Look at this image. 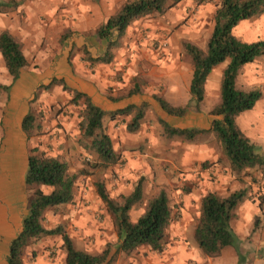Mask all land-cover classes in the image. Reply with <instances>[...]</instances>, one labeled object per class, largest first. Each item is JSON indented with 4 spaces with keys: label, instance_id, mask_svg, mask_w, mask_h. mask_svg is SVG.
<instances>
[{
    "label": "rangeland",
    "instance_id": "1",
    "mask_svg": "<svg viewBox=\"0 0 264 264\" xmlns=\"http://www.w3.org/2000/svg\"><path fill=\"white\" fill-rule=\"evenodd\" d=\"M55 1H57L55 4H58V7L63 5L66 0ZM70 2H72L71 4H76L77 0H70ZM220 3L221 0H184L163 15L154 14L143 17L148 25H146L144 30L146 33L144 38L148 42V45H146L149 49V54L154 53L158 61L163 60L166 62V65L160 64L147 67V73L155 72L152 73V79L145 77L136 79L134 75L127 74V69L125 68H132L130 67L132 49L128 51L129 46L124 49L127 46L125 36L118 37L116 41L112 42L116 44L114 48L109 49L108 45L105 56L98 65L89 66L88 72L95 75L97 73L95 68L101 67L105 68V70H102L103 73L112 75V79L109 78L108 81H105L108 95L114 94L116 88L120 91V95L117 94V96L125 95L128 92L126 87H134L135 83L140 82L142 87L144 85L145 88L155 86L154 89L157 90L158 95L163 97L165 94L163 89L166 83L164 79L160 80L162 77L159 74H165L168 77L169 71L174 70L173 73H175L177 68H182L183 71H186L187 68H193L192 60L184 49V43L190 42L203 50L207 48L208 41L215 28V14ZM208 5L213 6L212 11L208 10ZM202 6L204 8L203 14H201ZM120 10L121 8L117 10V13ZM262 16L264 14L242 22L236 28L235 35L245 42L264 40L262 38L264 36ZM134 24L138 23L135 22ZM63 31L64 34L67 32V30ZM125 34L129 35L128 32ZM24 44L27 45L29 55L27 56L28 65L23 70L21 78L12 84L13 80L9 73L0 72V79L11 80L10 84L0 83V203L5 207L7 206L3 211H5L7 219L11 224H14L15 228L11 236L5 237L2 235V240L9 241L4 245L2 244L4 241H0V264H7L6 258L9 253L10 243L20 232L23 218L28 212V203L33 190L28 189L26 186L25 174L30 150L35 148L39 150V154H46L49 157L67 162L70 172L79 174L73 202L49 209L45 215L46 227L48 229H54L59 226L64 228L77 249L91 255H100L105 250L110 249L111 255H114L118 245L115 218L100 199L96 184L98 182L104 183L105 186L112 184V190L115 191L120 186L116 183L117 181L124 185L131 183L134 186L142 181L143 199L133 207L135 210L147 206L149 200L162 189L166 190L169 196L172 222L166 231L164 250L163 252H157L150 247L143 246L129 254H117L113 264H239L238 255L234 248H226L219 257L212 258L202 252L195 239V229L200 217L202 198L208 193H216L225 198L239 190H246L247 194L235 211L232 227L240 241H242L241 250L247 259L245 264H264L263 169L253 168L241 175H237L232 171L221 141L215 133L205 132L193 140H187L179 136L169 137L161 121H158L159 128L162 130L161 142L165 144L168 150L160 151L162 152L161 156L165 157L166 161L157 163V166L149 165V161H147L148 166L144 167L141 163L139 167L143 166V168L140 170H138L139 167L132 168L128 165L129 160L127 155H125V146L129 147L127 151L133 152L131 155L134 156L137 155L135 153H139L141 157L147 156L146 153L148 155L151 153L147 152L146 145H143L145 148L143 152H140L138 147L133 148V143L144 137V133H141L143 132V127L150 124L147 122L149 121L148 117H146L145 120L142 119L140 121V128L136 132L137 134L130 132L128 126L133 122L136 110L131 114H115L113 116L112 113H108L104 118L105 131L112 138L114 149L116 147L118 150H123L115 151L120 159L113 167L109 169L93 168L92 165L96 162L97 156L87 150L84 143H81L80 122L85 106L83 103L76 105L71 101L74 96L72 90L76 89L67 84L70 88L69 90L63 88L60 93L55 92L57 86H63L57 81L53 82L60 79L57 77L58 68H46V66H43L47 58L45 56L37 57L32 46L28 43ZM164 49H167V52ZM22 50L24 53V49ZM76 55L77 51L71 53L69 59L71 62L73 59L78 65L80 64L79 59H77L79 56ZM169 56L172 59H169ZM80 59H86V54L83 50L80 53ZM48 60L50 61L51 57ZM121 60L125 61V63L117 71L116 65ZM0 67H5L1 55ZM164 68H167L168 71L165 72ZM226 68L224 63L214 68L209 81L207 100L201 105V110L204 112L210 113L219 102L220 96L219 98L215 97L212 86H218L223 69ZM243 68L238 77V87L244 90L259 89L264 95V56ZM113 73L115 74L113 75ZM126 76L128 77L127 80H125ZM179 80L183 81L182 78H179ZM109 81H113L116 84L112 87L108 83ZM119 84L124 85V87H117ZM11 85L10 89H5V87ZM180 91H183V84L180 85ZM69 96L72 98L69 99ZM170 97H172V94L163 98L173 104L169 99ZM176 101L178 103V100ZM193 104L194 102L191 100L190 105L193 106ZM258 108H264V105H260ZM29 110L34 112L37 120L30 138L21 129V122ZM191 112L195 111L191 110ZM241 122V119L237 118V124ZM151 126V124L148 125V127ZM254 136H256V142L260 143L259 153L263 155L264 135ZM180 140L190 142V148L193 150L197 146L211 145L212 149L210 148L209 151L212 152L213 158L205 162L197 159L191 160L190 158L191 163L179 165L178 167H171L172 165L169 167L167 165L169 163L165 162L172 159V155H167V153L177 151L174 146H178L179 143L177 142H180ZM49 153H55V155L50 156ZM147 157H151V155ZM173 158L175 159L174 156ZM124 171L129 173V177H122L121 174ZM154 171L159 174L165 173L162 179L163 183H159L158 179H154L156 177L153 174ZM189 175L194 177V179H185ZM132 176H138L139 180H132ZM234 188L235 191H233ZM178 189L181 190L179 195H177ZM13 192L17 202L10 206L7 203L9 202L8 196ZM124 196L122 193L115 200L121 201ZM249 201L255 206L254 208L245 207ZM82 208L86 211H82ZM257 208L259 213L255 210ZM49 214L54 218H58L59 223L49 220ZM85 215L92 217L97 223L93 225L92 221L89 220L86 228H80L75 221H79ZM248 215L253 217L251 221L247 220L246 217ZM106 217H110V223L113 225L111 228L102 226ZM88 229L93 230L91 235H85V231ZM111 236H115L117 239L115 241L110 240L109 237ZM61 240H63L61 236L53 235L44 237L31 244L25 250L24 263L37 264L40 258H44L51 264H55L58 255L62 256L66 253L64 245L60 243ZM98 241L107 242L106 245H99L103 247L102 252L96 250ZM89 247L93 251H87ZM62 264H66V259L62 261Z\"/></svg>",
    "mask_w": 264,
    "mask_h": 264
},
{
    "label": "trees",
    "instance_id": "2",
    "mask_svg": "<svg viewBox=\"0 0 264 264\" xmlns=\"http://www.w3.org/2000/svg\"><path fill=\"white\" fill-rule=\"evenodd\" d=\"M183 1H128L117 14L108 19L107 24L98 28V37L105 40L115 34L117 37H122L134 21L154 14L163 15ZM263 14L264 0H221L215 14V28L207 48L203 50L190 42L184 43V49L193 64L190 86L193 106H174L159 95L153 96L161 109L169 116L184 117L191 110L199 113L205 100L208 77L216 66L226 60L229 61L221 79L219 102L209 113L213 118L209 131L178 129L161 122L169 137L179 136L193 140L205 132L215 133L221 141L232 171L237 175L253 168H261L264 171V154L259 153V147L250 141L237 124V118L242 113L252 110L263 96L259 89H240L238 77L243 67L264 56V40L245 42L239 39L233 30H236L242 22ZM61 42H64V39ZM115 46L116 44L110 42L109 49ZM0 54L14 84L21 78L28 61L21 45L9 31H3L0 34ZM55 81L62 84L65 90L70 89L64 79L53 82ZM11 87L12 85L5 89L8 90ZM72 91L74 93L72 103L76 105L83 103L85 106L80 122L81 143H84L86 149L97 156L92 167L101 169L113 167L120 158L115 152L112 138L105 131L104 118L108 113L96 105L88 94L79 90ZM142 92L140 84L135 83L127 97H133ZM149 108L150 105L144 103L140 107L130 106L111 113L112 116L131 114L136 110L133 122L128 126L130 132L136 133L140 128V121ZM36 121L34 112L29 110L21 122V129L29 138L32 130L35 129ZM27 163L25 183L33 192L21 230L10 243L7 264H25V250L36 241L53 235L61 236L64 241L66 264H113L117 254H129L143 246L163 252L166 231L172 222V209L166 190H160L149 200L147 216L141 218L139 224L132 225L129 222V213L143 199V182L140 181L135 186V192L124 196L121 201L109 199L105 184L98 182L97 193L115 218L118 245L114 255H111L110 249L100 255H91L77 249L71 237L61 226L48 229L45 225V215L49 209L73 202L79 174L71 173L67 162L46 154H39L36 148L30 150ZM41 185H54L55 192L51 196H45L41 191ZM246 194V190H239L225 198L216 193H208L202 198L195 239L199 248L208 257H219L224 249L234 248L238 255V263H246L247 259L241 250L242 241L232 227L235 211L246 198Z\"/></svg>",
    "mask_w": 264,
    "mask_h": 264
},
{
    "label": "crops",
    "instance_id": "3",
    "mask_svg": "<svg viewBox=\"0 0 264 264\" xmlns=\"http://www.w3.org/2000/svg\"><path fill=\"white\" fill-rule=\"evenodd\" d=\"M128 1L129 0H77L76 4H71L72 2H70V0H66L63 5L57 7L58 4H55L57 2L55 0H0V34L3 31H9L21 45L22 49H24V52L27 51V45L24 43L31 45L37 57L45 56L47 58L43 66H46V68H58L57 77L64 79L73 89L88 94L93 102L107 113L118 112L130 106L140 107L142 104L148 103L150 108L146 111L143 120L148 117L149 121L147 122L152 126L148 127V125H150L148 124L143 127L144 129L141 133H144V137L140 140H136L133 143L134 147H132H138L140 152H143L145 151L143 145H146L148 149L147 152H151L149 153L151 157H147L149 156L148 153H146L147 156L141 157L139 153H135V151L134 153L137 155H131L133 152H128L127 149L129 147L127 148L126 146L125 154H127L129 166H131L132 162H135L139 166L142 163V165L146 167L148 166L147 161H149V165L157 166V163L166 161L164 159L165 157L163 158V156H161L162 152L160 150H168L165 144L161 142L162 130L159 128L158 121H163L171 127L178 129H200L209 131L213 118L209 113L203 110L199 113L189 111L184 117L169 116L161 109L159 103L153 97L154 95H158L157 90L154 89L155 86L145 88L144 85L142 87L140 82L138 83L143 88H141L143 92L139 95L127 97L129 90L133 86L126 87L128 92H126L125 95L117 96V94L120 95V91L117 88L114 94L108 95L105 81H108L109 78L112 79V75L103 73L102 70H105V68L101 67L95 68V70L97 69L95 75L88 72L89 66L98 65L100 60L105 56L107 53V46L110 42L116 41L118 38L117 35H113L108 40L100 39L98 37V27L104 24L106 19L108 20L116 14L117 10L122 8ZM81 4L88 6L90 10L82 12L80 8ZM53 9H55V11L49 15ZM137 21H139L138 24H134L135 21L130 25V31L127 29L129 35H123L125 36L124 38L126 39L127 45L124 49L128 46L130 47L128 51L132 49L130 53L132 59L130 67L132 68L125 69H127V74H129V69H131L132 72L138 73L134 75L136 79L141 77L152 79V73L155 72L152 71V73H147V67H151L152 65L157 66L160 65V63L158 59H153L154 53L149 54L148 52V42L145 43L146 39L144 38V36H146L144 30L147 25L145 18H140ZM37 25H39V27H37ZM63 30H67V32L64 34ZM37 37H39V39H37ZM62 39H64V42H61ZM133 45H135L134 48ZM80 50L85 52L86 59H80ZM76 51V56H79L80 64L78 65L73 59L72 62L69 59L71 53H75ZM41 53H44V55H41ZM49 57H51L50 61L48 60ZM133 57H136L135 61H133ZM26 58L28 60L27 56ZM164 65H166V62ZM176 70L177 72L175 73H173L174 70L169 71L168 77H166L165 74H159V76L161 75L162 77L159 79H164L166 83L163 89L165 92L163 97H168L169 94H172V97L169 98L173 103L172 105L189 106L192 100L190 86L193 68H187L186 71H183L182 68H177ZM224 70L225 69H223V73ZM164 71L167 72L168 69L164 68ZM213 71L206 83V96L204 101H206L208 97L209 81ZM223 73L221 76H223ZM179 78H182L183 81L179 80ZM221 79L222 77H220L218 86H212L213 94L215 97L217 96V98L220 96ZM108 83L112 85V87L116 84L113 83V81H109ZM181 84H183V91H180ZM119 86L120 84L117 87ZM173 89L176 90V93ZM176 100H178V103H176ZM260 105H264V95L252 110L244 112L238 117V119L240 118L242 121L238 124L240 129L257 147H260V143L256 142V136L253 137V135H264V108L259 109L258 106ZM136 134H134V136H136ZM153 137L158 140L156 145L151 143ZM177 143H179V145L174 146V149L177 151L167 153V155H172V159L165 162L169 163L167 164L169 167L171 165V167H178L179 165L182 166L183 164L191 163L190 158L191 160L197 159L202 162L213 158L212 152L209 151L211 145L197 146L194 147L193 150L190 148V142L180 140V142ZM121 150L123 149L118 150L115 147L116 152ZM143 166L139 167L138 170L142 169ZM153 174L156 175L154 179H158L157 181L159 183H163L162 179L165 174L164 172L159 174L157 171L156 173L154 171ZM8 200L9 202H6L10 204V206H13V204L17 202L14 192L10 193ZM0 205L2 204L0 203ZM2 207H0V241H4L2 243L4 245L8 243L9 240H2V235L5 237L11 236L15 228L14 224H11L7 219V214L4 213L5 211H3L7 206L5 207L2 205ZM16 224L19 225L18 223Z\"/></svg>",
    "mask_w": 264,
    "mask_h": 264
},
{
    "label": "clouds",
    "instance_id": "4",
    "mask_svg": "<svg viewBox=\"0 0 264 264\" xmlns=\"http://www.w3.org/2000/svg\"><path fill=\"white\" fill-rule=\"evenodd\" d=\"M221 6H222V5H221ZM207 7H208V10H209V11H212V10H213V6H212V5H208ZM80 8H81V11H82V12H87V11L90 10V8H89L88 6H85L84 4H81V5H80ZM54 11H55V9H53L52 12L49 13V15H51ZM203 11H204V8H203V6H202V7H201V14H203ZM261 21L264 22V16L261 17ZM107 23H108V20L106 19V20H105V24H107ZM136 23H139V21H136ZM37 27H39V25H37ZM128 30H129V31L131 30V26H128ZM233 31H235V29H234ZM262 38H264V36H262ZM37 39H39V37H37ZM145 43H147V42H145ZM169 43H171V41H169ZM134 47H135V45H133V48H134ZM164 51L167 52V49H164ZM23 54H24L25 56H28V55H29V53H28L27 51H25ZM41 55H44V53H41ZM77 59H79V57H77ZM135 59H136V57H133V61H135ZM153 59H156V57L153 56ZM169 59H171L170 56H169ZM124 63H125V61L121 60V61L116 65V70L119 71L121 65H123ZM159 63H160L161 65H164L165 62H164L163 60H160ZM228 63H229V61L226 60V61L224 62V66L227 67V64H228ZM0 72L7 73V72H8V69H7L6 67H0ZM129 73H130L131 75H137V74H138V73L132 72L131 69H129ZM114 74H115V73H113V75H114ZM127 79H128V77L126 76V77H125V80H127ZM0 83L10 84V83H11V80L0 79ZM117 83H118V82H117ZM120 87H124V85H120ZM62 90H63V86H57V87L55 88V92H57V93H60ZM173 90H175V89H173ZM65 94H66V93H65ZM71 98H72V97L69 96V99H71ZM129 119H131V117H129ZM151 143H152L153 145H156V144L158 143V140H157L155 137H153V138L151 139ZM117 147H118V146H117ZM49 155H50V156H54L55 153H49ZM125 155H127V154H125ZM131 167H132V168H137V167H139V165H138L137 163H135V162H132V163H131ZM121 175H122L123 178H127V177H129V173H128L127 171H124ZM131 179L134 180V181H138V180H139V177H138V176H132ZM185 179H189V180H190V179H194V177H192L191 175H189V176H186ZM225 180H227V178H225ZM116 183H118L120 186H119V188L116 189L115 191L112 190V187H113L112 184H108V185L106 186V188H107V190H108L109 199L115 200V199H116L118 196H120L122 193H123L125 196H127V195H129L130 193H134V192H135V186H134V184H131V183H130V184L124 185L123 183H120V181H117ZM41 191H42V193H43L45 196H51V195L55 192V186H54V185H41ZM90 191H91V189H90ZM233 191H235V188L233 189ZM180 192H181V190L178 189V190H177V195H179ZM88 198H91V197H88ZM146 203H147V202H146ZM257 203H259V201H257ZM245 207H248V208L251 209V208H254L255 206L252 205V203L249 201V202L245 205ZM81 210H82V211H86V210L83 209V208H82ZM255 210H256L257 213H259V209H258V208L255 209ZM148 211H149V209H148L147 206H145V207H141L139 210H135L134 208L131 209V210H130V213H129V222H130L132 225H137V224H139L141 218L147 216ZM197 214L199 215V213H197ZM73 215H75V213H73ZM48 218H49V220H53V221H54L55 223H57V224L59 223L58 218H54V217H52L50 214H49ZM246 218H247V220H249V221H251V220L253 219V217H252L251 215H248ZM65 219H67V217H65ZM89 220L92 221L93 225H95V224L97 223L96 220H93L92 217L87 216V215L82 216L81 219H80L79 221H75V223H77L78 226H79L80 228H86V225H87V223H88ZM102 226H103V227H107V228H111V227L113 226V225L110 223V217H106L105 222L103 223ZM92 231H93L92 229H88V230H86V231H85V235H91V234H92ZM109 239L115 241V240L117 239V237H115V236H111V237H109ZM60 243L63 244L64 241L61 240ZM106 243H107L106 241H98L96 250L102 252V251H103V247H100L99 245H106ZM87 251L91 252V251H93V249H92L91 247H89V248L87 249ZM66 256H67L66 253H64L62 256H61V255H58L57 259L55 260V264H62V261H63L64 259H66ZM25 264H27V262H25ZM37 264H51V262L45 260L44 258H40V259L38 260Z\"/></svg>",
    "mask_w": 264,
    "mask_h": 264
}]
</instances>
